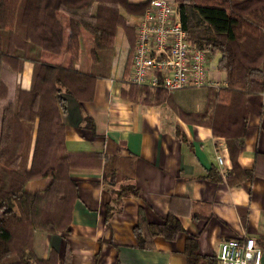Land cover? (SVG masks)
Segmentation results:
<instances>
[{
    "label": "crops",
    "instance_id": "obj_1",
    "mask_svg": "<svg viewBox=\"0 0 264 264\" xmlns=\"http://www.w3.org/2000/svg\"><path fill=\"white\" fill-rule=\"evenodd\" d=\"M125 16L130 25L138 15ZM89 50V41L84 48L82 39L75 69L91 70ZM129 54L128 37L119 27L106 74L93 79L90 99L78 101L59 93L65 104L61 116L67 150L93 154L97 160L70 169L77 195L70 202L68 230L59 233L38 225L36 253L48 258L55 252L57 264H220L219 243L247 236L260 247L264 264V94L240 100L235 117L244 113L246 121L243 134L236 137L239 131L225 129L222 110H213L216 88L226 86L224 71L211 73L219 81L217 87L153 89L129 81ZM39 57L69 64L64 49L41 51ZM32 71L33 62L24 60L12 77V95L29 90ZM239 127L235 120L233 129ZM254 169L258 173L251 175ZM105 170L117 176L114 185L105 184ZM215 170L221 172L218 180L208 176ZM122 185L134 186L138 194L122 197L106 219L112 191ZM64 192V182L51 177L32 178L24 186L34 218L40 210L52 209ZM140 214L151 223L173 214L184 232L172 241L156 236L151 248H140L134 233ZM188 236L197 241L190 261L184 251Z\"/></svg>",
    "mask_w": 264,
    "mask_h": 264
},
{
    "label": "trees",
    "instance_id": "obj_2",
    "mask_svg": "<svg viewBox=\"0 0 264 264\" xmlns=\"http://www.w3.org/2000/svg\"><path fill=\"white\" fill-rule=\"evenodd\" d=\"M150 1L0 0V264H57L55 252L48 258L36 253V227L52 226L59 233L67 232L70 202L77 195L69 171L97 160L93 154L67 150L61 116L65 104L59 93L78 101L90 99L93 79L106 74L119 27L130 43L129 71L135 32L125 15L143 14ZM175 2L189 42L197 48L210 47L218 54L216 67L225 72L226 86L216 88L213 110H222L227 132L239 131L236 137H241L246 117L244 113L235 117V108L244 96L264 94V0ZM82 39L84 44L90 43L93 67L88 73L75 69ZM63 49L69 55L67 66L39 57L41 51L61 53ZM24 60L33 62L30 88L12 95V77ZM235 120L241 124L237 130L233 129ZM257 173L256 169L250 171L251 175ZM208 176L220 178L217 170ZM36 177L62 180L65 192L52 209H42L34 218L32 199L25 195L24 186ZM103 179L112 186L117 176L105 170ZM112 192L106 219L122 197L138 194L130 185ZM181 232L184 228L173 214L166 215L161 223L147 222L140 214L134 227L137 244L143 249L151 248L156 236L172 241ZM196 250L197 241L188 236L184 251L189 261L195 258Z\"/></svg>",
    "mask_w": 264,
    "mask_h": 264
},
{
    "label": "built area",
    "instance_id": "obj_3",
    "mask_svg": "<svg viewBox=\"0 0 264 264\" xmlns=\"http://www.w3.org/2000/svg\"><path fill=\"white\" fill-rule=\"evenodd\" d=\"M129 23L135 32L131 83L165 91L219 85L211 76L217 68L210 47L197 48L189 42L175 0H151ZM216 163L220 168L219 155ZM217 259L220 264H262L260 247L247 236L220 242Z\"/></svg>",
    "mask_w": 264,
    "mask_h": 264
},
{
    "label": "rangeland",
    "instance_id": "obj_4",
    "mask_svg": "<svg viewBox=\"0 0 264 264\" xmlns=\"http://www.w3.org/2000/svg\"><path fill=\"white\" fill-rule=\"evenodd\" d=\"M128 16L130 15V14H127ZM84 48H85V44H84ZM210 52H211V54H213V58H212V63H215L216 61H217V58H218V54H216V53H214L213 52V50L210 48Z\"/></svg>",
    "mask_w": 264,
    "mask_h": 264
}]
</instances>
